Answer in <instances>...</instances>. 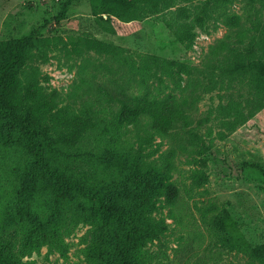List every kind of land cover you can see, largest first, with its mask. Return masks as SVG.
I'll list each match as a JSON object with an SVG mask.
<instances>
[{"label": "rangeland", "instance_id": "374dc122", "mask_svg": "<svg viewBox=\"0 0 264 264\" xmlns=\"http://www.w3.org/2000/svg\"><path fill=\"white\" fill-rule=\"evenodd\" d=\"M62 1L0 0V39L33 30L66 37L77 30L123 48L121 58L53 51L35 62L40 84L56 89L61 105L86 103L112 127L100 142L91 137L86 149L92 155L67 160V169L94 183L110 180L122 165L133 169L138 162L149 171L154 209L148 214L161 235L141 248L142 264H260L250 245L264 243V92L222 66L232 52H262L264 0H161L130 21L93 16L88 0L72 1L57 20ZM231 16L237 24H228ZM96 86L131 97L172 94L184 102L190 125L161 135L147 117L121 121L118 104L101 101ZM24 156L18 147L0 146V249L24 264H92L97 226L72 207L60 223L48 198L34 197L36 217L56 232L37 245L24 246V222L5 224L18 183L13 172ZM170 183L178 189L174 204L166 199ZM226 214L248 249L219 227Z\"/></svg>", "mask_w": 264, "mask_h": 264}, {"label": "trees", "instance_id": "16d2710c", "mask_svg": "<svg viewBox=\"0 0 264 264\" xmlns=\"http://www.w3.org/2000/svg\"><path fill=\"white\" fill-rule=\"evenodd\" d=\"M72 1L61 2L57 20L65 17ZM160 2L88 0L93 16L108 14L121 21L133 20L142 8H156ZM227 22L235 25L238 17L231 16ZM239 40L242 41L240 37ZM262 40L260 54L232 52L222 69L227 74L246 75L256 89L264 92V38ZM53 51H61L66 56H80L92 51L121 58L123 48L98 39L90 32L77 30H71L66 37L42 35L33 30L21 37L0 39V146L18 147L25 155L23 162L14 169L18 183L3 220L5 224L12 221L26 224L28 232L24 246L54 238L56 232L35 215L34 197L42 195L48 198L46 201L53 208V217L60 223L64 222L62 211L72 207L73 214H82L97 226L99 244L93 248L92 264H142L138 255L141 248L161 235V228L148 214L154 209L150 199L153 182L148 176L149 171H142L138 162L133 169L122 165L110 180L94 183L67 169V160L78 162L83 156L92 155L86 149L91 137L100 142L112 127L98 119L88 104L79 107L68 103L61 105L56 89L46 90L40 84L35 62L46 61L48 52ZM86 84L87 90L93 87L90 82ZM96 89L101 101L118 104L121 121L135 123L140 117H147L151 128L161 135L170 132L176 124L190 125L184 102L172 94L156 98L149 97L147 91L131 97L102 86H96ZM177 195V187L168 184L167 202L174 204ZM218 224L230 236L241 237L237 245L248 249L249 243L242 238L230 215L220 217ZM250 249L260 264H264V243L250 245ZM0 264L24 263L0 249Z\"/></svg>", "mask_w": 264, "mask_h": 264}]
</instances>
